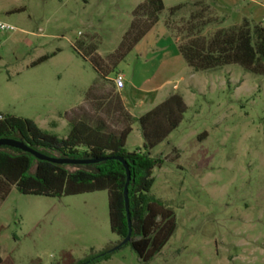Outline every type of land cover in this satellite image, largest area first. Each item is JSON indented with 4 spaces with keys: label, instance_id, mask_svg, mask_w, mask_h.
Segmentation results:
<instances>
[{
    "label": "rangeland",
    "instance_id": "rangeland-1",
    "mask_svg": "<svg viewBox=\"0 0 264 264\" xmlns=\"http://www.w3.org/2000/svg\"><path fill=\"white\" fill-rule=\"evenodd\" d=\"M143 2L0 0V21L14 27L0 28V114L31 119L59 137L67 135L69 119L78 115L123 129L131 112L114 77L136 71L141 78L158 62H147L143 41L138 57L127 55L114 65L113 55ZM164 4L161 20L171 7L184 5L174 17L177 26L209 6L203 16L213 22L204 35L245 18L254 23L264 19V0ZM92 48L98 53L90 56L86 51ZM93 58L101 60L105 76L96 71ZM187 68L174 77L187 111L178 128L152 150L165 162L153 171L150 193L174 211L177 228L147 264H264V75L238 64L194 73ZM149 104L134 110L142 115L154 107ZM143 145L135 122L125 148L132 152ZM119 239L110 227L107 190L61 197L22 194L13 185L0 190L5 264L77 262ZM99 264L140 263L125 246Z\"/></svg>",
    "mask_w": 264,
    "mask_h": 264
},
{
    "label": "trees",
    "instance_id": "trees-1",
    "mask_svg": "<svg viewBox=\"0 0 264 264\" xmlns=\"http://www.w3.org/2000/svg\"><path fill=\"white\" fill-rule=\"evenodd\" d=\"M183 7L184 5L171 7L164 24L173 34L178 51L188 67L194 72H200L238 64L248 72L264 75V19L254 23L245 18L238 25L218 28L213 33L204 35V29L213 22L211 18L203 16L209 6L205 5L203 11L191 12L184 23L177 26L174 24V17ZM164 10V0H144L137 6L134 11L136 21L131 23L113 55L114 65L118 66L157 24ZM91 50L96 51L93 48ZM91 50L86 51L90 56L95 52ZM47 58L45 56L40 61ZM93 60L96 71L100 76H105L101 60ZM187 108L183 95L175 92L140 116L127 114L128 124L118 131L111 129L100 118L71 115L68 122L70 129L64 137L40 128L31 119L1 114L0 138L22 140L54 157L108 158L94 164H56L39 160L18 149L0 147V190L7 191L13 185L22 194L52 197L108 191L110 227L120 238L119 241L80 261L54 264H99L111 259L125 246L131 247L140 264H147L161 252L175 233L177 224L174 211L150 193L155 182L153 171L162 167L165 162L161 155H152V150L178 128ZM135 122L140 126L144 145L143 149L130 152L125 144ZM116 156L124 158L130 170L132 235L127 244L112 251V248L126 238L129 231L124 200L127 175L123 163L114 158ZM0 264H5L1 256Z\"/></svg>",
    "mask_w": 264,
    "mask_h": 264
},
{
    "label": "crops",
    "instance_id": "crops-1",
    "mask_svg": "<svg viewBox=\"0 0 264 264\" xmlns=\"http://www.w3.org/2000/svg\"><path fill=\"white\" fill-rule=\"evenodd\" d=\"M143 41L147 42L146 47H148L147 62L150 59L157 60V67L153 72H143L141 78L136 77V71L131 77L120 71L125 75V87L121 91L115 88L119 92L120 99L130 109L133 116H140V114L138 115L135 112L134 108L145 106L149 103L155 106L156 102H162L170 94L178 92V82L175 81L174 77L179 72L188 69L178 51L175 39L165 27L164 19H160L127 55H132L134 58L138 57L141 54L138 49H141ZM95 53H98V51H95ZM92 55L94 54L92 53ZM191 73H194V71ZM182 79L183 77H181ZM168 87L169 89L167 90ZM182 95L184 96V94ZM132 104L134 107H132Z\"/></svg>",
    "mask_w": 264,
    "mask_h": 264
},
{
    "label": "water",
    "instance_id": "water-1",
    "mask_svg": "<svg viewBox=\"0 0 264 264\" xmlns=\"http://www.w3.org/2000/svg\"><path fill=\"white\" fill-rule=\"evenodd\" d=\"M0 147H10V148L18 149L23 152L32 154L34 157H36L39 160L48 161V162H52L56 164L84 165V164L98 163V162L108 159V158H97V159L79 158L78 159V158L54 157L51 155H47L31 147L30 145H28L22 140H19L16 138H10V137L0 138ZM114 158L121 161L126 170L127 180L124 186V200H125V208H126L127 218H128L129 231H128L126 238H124L118 245L112 248V251L118 250L122 245L127 244L130 241L131 235H132V223H131L130 208H129V184H130V179H131L130 170L124 158L118 157V156ZM83 264H86V263H83Z\"/></svg>",
    "mask_w": 264,
    "mask_h": 264
},
{
    "label": "built area",
    "instance_id": "built-area-1",
    "mask_svg": "<svg viewBox=\"0 0 264 264\" xmlns=\"http://www.w3.org/2000/svg\"><path fill=\"white\" fill-rule=\"evenodd\" d=\"M0 28L3 29V30H12V29H14L13 26H11V25H9L7 23L1 22V21H0ZM113 82H114L115 88L118 91L123 90L124 87H125V75H124V73L123 72H118L116 74V76L114 77ZM0 119H2V115L1 114H0Z\"/></svg>",
    "mask_w": 264,
    "mask_h": 264
}]
</instances>
